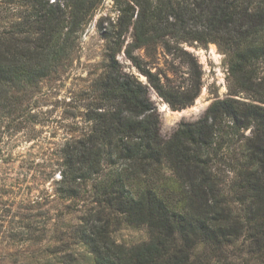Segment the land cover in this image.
Wrapping results in <instances>:
<instances>
[{
  "label": "trees",
  "instance_id": "1",
  "mask_svg": "<svg viewBox=\"0 0 264 264\" xmlns=\"http://www.w3.org/2000/svg\"><path fill=\"white\" fill-rule=\"evenodd\" d=\"M24 1L31 12L0 32V92L47 79L92 9L91 0ZM131 2L126 55L147 84L123 73L114 48L95 82L92 128L63 151L66 197L91 185L92 204L74 231L83 254L67 264H264V0ZM169 26L178 40L228 46L229 73L252 102L217 99L164 139L149 88L178 110L195 102L201 80L174 91L131 48L157 44ZM122 223L147 227L150 240L117 243L111 228ZM243 255L251 260H235Z\"/></svg>",
  "mask_w": 264,
  "mask_h": 264
},
{
  "label": "rangeland",
  "instance_id": "2",
  "mask_svg": "<svg viewBox=\"0 0 264 264\" xmlns=\"http://www.w3.org/2000/svg\"><path fill=\"white\" fill-rule=\"evenodd\" d=\"M66 2L60 0L61 6ZM90 3L87 20L70 36V46L54 61L55 69L47 79L25 91L7 85L0 92V264H67L72 254L81 257L83 249L74 231L92 209L88 199L91 185L77 184L79 196L66 197L61 182L63 151L92 128L88 112L101 104L95 82L106 73L114 48L122 46L116 60L123 73L147 84V78L126 55L134 43V29L129 27L134 3ZM30 12L24 0H0V32ZM173 28L160 31L161 39L155 45L131 48L132 54L174 91L201 80L195 102L178 110L149 88L164 139L182 122L198 121L217 99L252 102L251 95L238 88L229 73L228 46L178 40ZM111 231L117 243L128 247L150 240L145 226L122 223L113 225ZM244 259L251 257L235 260Z\"/></svg>",
  "mask_w": 264,
  "mask_h": 264
}]
</instances>
